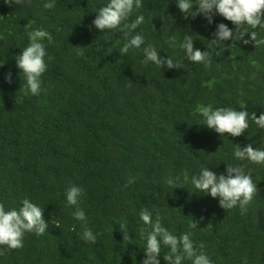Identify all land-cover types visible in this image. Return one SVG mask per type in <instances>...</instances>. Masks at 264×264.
I'll list each match as a JSON object with an SVG mask.
<instances>
[{
	"label": "trees",
	"instance_id": "obj_1",
	"mask_svg": "<svg viewBox=\"0 0 264 264\" xmlns=\"http://www.w3.org/2000/svg\"><path fill=\"white\" fill-rule=\"evenodd\" d=\"M102 6L103 0H56L49 10L43 0H0V202L18 207L27 195L43 206L49 223L42 236L26 234L21 249L0 247V264H142V207L158 210L175 234L191 232L213 264H264V166L248 165L257 192L243 213L190 192V184H167L201 165L223 173L233 163L234 143L261 146L264 130L254 124L239 137L221 136L199 124L195 109L244 103L249 112H264V45L228 40L210 49V68L194 64L178 46L168 47L169 37L179 41L189 31L204 51L215 24L224 22L235 34L232 22L217 15L209 25L200 14L186 20L175 0H144L146 41L177 63L160 71L141 63L140 50L120 56L122 33L92 25ZM29 22L53 38L39 96L25 94L15 62L28 43ZM130 178L135 182L128 184ZM72 185L85 190L80 207L99 234L95 244L79 238L82 222L66 205ZM193 219L196 229L189 227Z\"/></svg>",
	"mask_w": 264,
	"mask_h": 264
},
{
	"label": "clouds",
	"instance_id": "obj_2",
	"mask_svg": "<svg viewBox=\"0 0 264 264\" xmlns=\"http://www.w3.org/2000/svg\"><path fill=\"white\" fill-rule=\"evenodd\" d=\"M3 2L20 5L24 0ZM143 3L144 0H103V6L95 11L97 14L92 25L103 33L109 31L111 35L123 34V42L118 47L120 56L128 55L130 50H140L143 53L141 63L144 65L154 64L160 71L163 67H177L171 56L161 55V52L167 53L166 51L146 41L144 31L140 27L145 23V15L140 11ZM175 3L186 20L200 14L211 25L214 23V17L219 15L231 21L235 27L234 34L233 28L228 24L216 23L212 39L208 40L204 51L194 46V38L189 31H185L182 40L179 41L175 36L169 37L168 47L175 49L178 46L183 51V59L210 68L212 64L210 49L219 48L221 44L226 45L225 41H241L245 45L254 42L256 47L264 45V37L258 38L260 33L264 32V0H175ZM55 6L56 0H43V8L51 10ZM138 29L140 30L137 31ZM25 31L28 43L15 55L16 67L20 74H23L25 94L39 96L44 90L43 77L48 71V61L51 59L48 46L53 38L48 30L42 27L33 28L30 22ZM3 64L4 60H0V67H3ZM5 79L11 82V72L6 74ZM195 114L201 120L200 125L214 130L221 136L227 133L232 137H239L251 124L258 130H264V112L259 115L249 112L244 103H241L239 108L214 107L210 103L198 104ZM253 144L254 142L241 146L234 143L231 152L233 163H225L223 173L201 165L198 172L191 173L185 169L182 179L179 176L168 179L167 184L171 189L190 184V192L210 195L218 200L222 209L227 211L239 207L243 213L257 192L252 169L248 165L264 166V140L261 141L260 147H254ZM134 182L135 178H130L127 183ZM84 194L83 187L72 185L65 191L64 197L66 205L73 209L70 213L72 218L82 222L79 238L86 243L95 244L99 234L94 233L88 226L86 212L80 207ZM139 220L142 221L139 236L144 241L142 249L145 253L142 264H161V255L166 264H185V261H190L191 264H213L204 251L205 246L202 242L199 244L194 242L191 232L175 234L165 226L158 210L142 207L139 210ZM198 225L199 222L194 219L189 222L191 229H196ZM48 229L49 223L44 218L43 206L31 197L23 196L18 207H7L4 202H0V247L8 250L21 249L24 247L26 234L42 236ZM162 248H167L168 252L162 254Z\"/></svg>",
	"mask_w": 264,
	"mask_h": 264
}]
</instances>
